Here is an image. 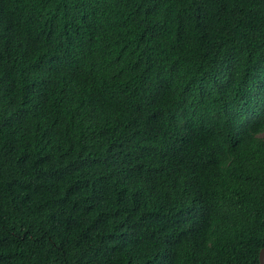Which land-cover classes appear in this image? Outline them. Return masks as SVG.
<instances>
[{
  "label": "trees",
  "instance_id": "16d2710c",
  "mask_svg": "<svg viewBox=\"0 0 264 264\" xmlns=\"http://www.w3.org/2000/svg\"><path fill=\"white\" fill-rule=\"evenodd\" d=\"M264 0H0V264H258Z\"/></svg>",
  "mask_w": 264,
  "mask_h": 264
},
{
  "label": "water",
  "instance_id": "95a60500",
  "mask_svg": "<svg viewBox=\"0 0 264 264\" xmlns=\"http://www.w3.org/2000/svg\"><path fill=\"white\" fill-rule=\"evenodd\" d=\"M258 264H264V247L259 251Z\"/></svg>",
  "mask_w": 264,
  "mask_h": 264
}]
</instances>
